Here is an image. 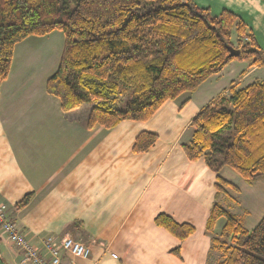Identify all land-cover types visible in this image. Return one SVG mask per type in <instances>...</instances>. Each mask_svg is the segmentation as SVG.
<instances>
[{
  "label": "crops",
  "instance_id": "1",
  "mask_svg": "<svg viewBox=\"0 0 264 264\" xmlns=\"http://www.w3.org/2000/svg\"><path fill=\"white\" fill-rule=\"evenodd\" d=\"M192 1L213 15L224 9L235 13L264 52V0ZM23 41L15 45L9 73L0 82V200L28 241L43 251L41 240L48 235L79 240L90 255L74 258L75 264H215L220 258L205 231L215 173L201 157L189 161L181 143L188 141L189 123L203 106L264 66L231 59L147 120L88 127L91 103L63 111L44 89L47 76L12 68L19 55L25 67L30 52ZM224 74L228 79L218 85ZM142 131L158 138L137 153L132 146ZM26 194L28 203L13 209ZM160 213L192 225L193 232L177 238L154 222ZM217 222L213 233L222 225ZM20 256L0 233L2 260L19 264Z\"/></svg>",
  "mask_w": 264,
  "mask_h": 264
},
{
  "label": "trees",
  "instance_id": "2",
  "mask_svg": "<svg viewBox=\"0 0 264 264\" xmlns=\"http://www.w3.org/2000/svg\"><path fill=\"white\" fill-rule=\"evenodd\" d=\"M54 30L64 35L63 49L44 89L59 99L63 111L91 103L88 127L147 120L165 101L194 91L231 59L264 66V52L239 16L225 9L213 15L192 0H0V82L17 43ZM230 46L240 54L230 55ZM121 93L126 100L111 106ZM189 126L190 137L181 143L186 158H203L215 173V200L205 226L220 258L215 264H264V214L247 230L218 201L226 186L237 190L219 174L223 166L248 183L264 175V80L230 87L227 95L203 106ZM157 138L142 131L132 150L144 152ZM28 201L26 194L13 209ZM154 222L179 239L194 229L162 213Z\"/></svg>",
  "mask_w": 264,
  "mask_h": 264
},
{
  "label": "rangeland",
  "instance_id": "3",
  "mask_svg": "<svg viewBox=\"0 0 264 264\" xmlns=\"http://www.w3.org/2000/svg\"><path fill=\"white\" fill-rule=\"evenodd\" d=\"M23 42L26 44L25 47H28L27 51L30 52L27 61L24 62L25 67L19 64L20 58H24L19 55L12 68H27L29 71L37 72V76H41V78L48 77L58 65V58L64 43L63 33L60 30H54L45 35H29ZM19 52L22 53V48L18 50L17 54ZM226 79H228L227 74L222 75L218 80V85L225 83ZM255 80H264V67L255 70L239 85L244 86ZM125 100V94L121 93L110 104L113 107L120 106ZM219 174L234 183L237 190L226 186V193L220 194L218 201L235 214L247 230H250L264 214V175L248 183L229 166H223ZM223 222L224 218H219L217 225L219 226Z\"/></svg>",
  "mask_w": 264,
  "mask_h": 264
},
{
  "label": "built area",
  "instance_id": "4",
  "mask_svg": "<svg viewBox=\"0 0 264 264\" xmlns=\"http://www.w3.org/2000/svg\"><path fill=\"white\" fill-rule=\"evenodd\" d=\"M0 233L20 253L19 264H75L74 258H87L90 248L79 240L66 235L61 238L45 236L40 251L31 244L8 215V205L0 200ZM69 257L63 261V257Z\"/></svg>",
  "mask_w": 264,
  "mask_h": 264
},
{
  "label": "water",
  "instance_id": "5",
  "mask_svg": "<svg viewBox=\"0 0 264 264\" xmlns=\"http://www.w3.org/2000/svg\"><path fill=\"white\" fill-rule=\"evenodd\" d=\"M229 53H230V55L236 56V55H239L240 54V51H239V49L230 46L229 47ZM0 264H7V263L4 262L2 260V258L0 257Z\"/></svg>",
  "mask_w": 264,
  "mask_h": 264
}]
</instances>
